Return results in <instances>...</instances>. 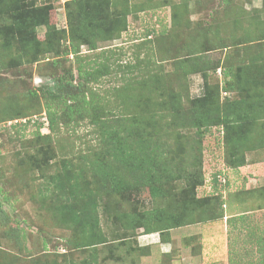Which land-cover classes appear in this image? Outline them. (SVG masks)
Returning <instances> with one entry per match:
<instances>
[{
	"label": "rangeland",
	"instance_id": "obj_1",
	"mask_svg": "<svg viewBox=\"0 0 264 264\" xmlns=\"http://www.w3.org/2000/svg\"><path fill=\"white\" fill-rule=\"evenodd\" d=\"M87 1L109 2L103 7L110 16L129 6L128 29L116 40L96 41L95 49L81 43L77 55L46 54L34 63L17 59L16 50H4L0 45V264L63 261L62 255L79 261L88 254L86 249H66L65 240L71 238V232L55 222L48 199L43 196L48 195L45 187H52L47 184V176L59 170L63 160L74 163L75 172L83 167L85 176L91 179L87 160L103 156V147L98 140V126L87 118L67 127L59 126L46 139L34 136L38 123H42V133L48 132L43 124L39 88L50 83L52 77L69 78L67 72L72 70L74 83L76 67H98L101 53L108 55L106 63L110 72L97 83L88 84L95 91L94 100L109 110L102 117L145 118L149 112L167 107L165 97L175 91L183 96L184 105L187 97L202 93L201 77L185 75L180 64V57L185 55L181 45L193 41L194 36L197 47L220 46L207 55L212 59H224L227 55L233 67L244 66L253 54L264 56V40L257 38L264 29L261 0H227L225 6L223 0ZM24 4L31 9L47 4L48 25L54 30L68 29L70 18L78 8L76 0H25ZM147 26L155 32L153 42L143 46L134 39L142 37ZM162 26L171 27L172 36L158 37L157 31ZM46 28V25L36 28L40 40L44 39ZM231 37L243 41L237 48H222L221 43L231 44ZM63 39V46H68V40ZM124 61L137 69L132 73L124 71ZM210 75L212 85H218L220 102L240 96L236 88L229 92L221 90L219 69ZM14 124L17 126L10 127ZM254 129L255 147L244 152L243 165L229 170L222 168L226 147L219 128L212 126L200 137L190 129L183 130L180 156H187L188 162L189 155L197 158L195 149L186 145L191 139L193 142L201 138V172L205 179L219 168L227 170L229 184L222 208L217 207V197L206 195L209 184L195 186L196 177L188 176L167 181L169 194L164 199L152 200L147 188L131 192L124 199L115 194L103 197L106 207L104 212L101 209L99 212L100 226L107 242L98 246V264H264V119L258 120ZM175 156L172 154V158ZM204 198L207 200L202 201ZM184 204L192 211V223L170 229L167 243L160 241L157 233L146 234L140 229L135 233L124 232L114 218L134 208L164 206L167 211H177Z\"/></svg>",
	"mask_w": 264,
	"mask_h": 264
},
{
	"label": "trees",
	"instance_id": "obj_2",
	"mask_svg": "<svg viewBox=\"0 0 264 264\" xmlns=\"http://www.w3.org/2000/svg\"><path fill=\"white\" fill-rule=\"evenodd\" d=\"M24 1L0 0V45L4 50H16L17 59L26 63H34L46 54L77 55L81 43H85L88 49H95L96 41L116 40L120 38L121 32L128 29L127 17L131 8L127 5L110 16L105 9L109 4L107 1L105 4H96L76 0L78 8L70 18L68 29L54 30L48 25L47 4L31 9ZM222 3L225 6L228 2L223 0ZM41 25L47 26L42 40L36 34V28ZM170 28L160 27L158 37L172 36ZM154 32L153 27L147 26L142 37L134 41L143 46L152 43ZM62 38L68 40V46H63ZM257 38L264 40V29L261 34L258 33ZM219 40L223 41L221 38ZM231 40V44L227 45L220 42L222 48H237L243 41L234 37ZM188 43L181 45L185 55L180 57V64L184 66L185 75L197 74L201 77L202 93L196 97H187L185 105L179 91L169 97L163 93L168 106L163 110L158 109V112H149L145 118L102 117L109 110L94 100L95 91L88 84L92 81L97 83L100 77L110 72L109 64L106 63L108 55L103 53L98 67H76V82L73 83L75 75L69 70V78L62 75L52 77L50 83L39 88L44 108L43 124L45 122L48 132L42 133V123H38L33 131L34 136L46 139L59 126L67 127L87 118L99 128L98 140L104 155L87 160L92 172L91 179L85 176L83 167L75 172L77 168L74 163L69 164L66 160L61 161L59 170L46 178L47 184L52 187H45L48 195L45 194L43 199H48L55 222L71 232V238L65 240L66 249H86L87 256L75 261L62 255L63 261L54 259L35 264H98V246L107 242V236L100 226L99 214L100 209L105 211L103 197L106 196L115 194L124 199L131 192L147 188L152 200L164 199L169 194L165 187L167 181L180 176L186 179L188 176L191 179L196 177L195 186L209 184L206 195L217 197V207H224V192L229 184L227 170L244 164V152L255 147L252 144L254 124L264 119V56L261 53L253 54L244 66L233 67L227 55H224V59H212L207 55L220 46L197 47L196 36ZM122 64H126L122 68L124 71L132 73L137 69L129 67L132 65L127 62ZM217 69L223 81L221 90L229 92L236 88L240 95L238 98L219 101L218 85H212L209 81L210 73H216ZM231 77L232 82L229 81ZM98 112L101 114L98 115ZM16 126L10 125L12 128ZM212 126L222 132L226 154L221 161L222 168L225 166L227 170L221 171L222 168H219L211 172L207 180L201 172V138L193 142L191 139L186 145L189 149H195L196 159L189 155L188 162L187 156L182 157L180 154L184 146L183 130L190 129L200 137ZM172 149L175 152L172 153ZM172 154L176 156L172 158ZM41 164L39 161L38 168ZM2 198L8 201L6 196ZM191 214L192 211L184 204L177 211H167L164 206L144 210L134 208L114 218L120 222L124 232L135 233L140 229L146 234L157 233L160 241L167 243L170 242L169 230L192 223Z\"/></svg>",
	"mask_w": 264,
	"mask_h": 264
}]
</instances>
